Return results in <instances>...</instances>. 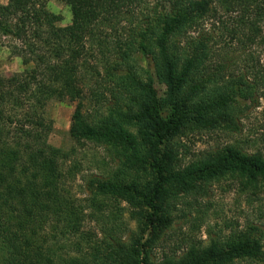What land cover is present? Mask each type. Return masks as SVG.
Returning <instances> with one entry per match:
<instances>
[{
    "label": "trees",
    "instance_id": "16d2710c",
    "mask_svg": "<svg viewBox=\"0 0 264 264\" xmlns=\"http://www.w3.org/2000/svg\"><path fill=\"white\" fill-rule=\"evenodd\" d=\"M49 1L0 4V34L19 41L16 55L33 64L0 79V264L264 262V234L257 227L220 244H193L178 257L158 262L152 256L173 224L174 200L198 204L208 186L228 181L239 197L264 199V136L255 152L229 144L193 158L181 142L239 130L238 118L215 113L234 103L241 116L249 97L264 100V69L253 53L264 44V0H59L71 7L72 23L65 27L48 10ZM209 22L219 26L218 34L206 32ZM108 29L122 34L112 45L102 36ZM235 44L250 52L239 66L214 55ZM148 53L166 88V117L152 75L146 71L143 80L139 74V55ZM65 98L79 103L71 135L106 147L123 168L150 183L91 182L93 199H121L133 208L138 229L127 242L112 236L95 241L70 222L71 204L60 187L64 153L49 145L52 127L44 117L51 100ZM85 103L105 109L103 117L90 120ZM70 234L77 238L76 257L58 245Z\"/></svg>",
    "mask_w": 264,
    "mask_h": 264
},
{
    "label": "rangeland",
    "instance_id": "374dc122",
    "mask_svg": "<svg viewBox=\"0 0 264 264\" xmlns=\"http://www.w3.org/2000/svg\"><path fill=\"white\" fill-rule=\"evenodd\" d=\"M8 3L9 0H0L2 5H8ZM47 8L62 18L59 23L61 27L72 23L71 7L66 3L51 0ZM218 27H214L213 23L209 22L205 29L207 33L218 34ZM228 28L234 29V25L230 22ZM105 33L102 36H107L106 40L110 45L122 36L119 31L113 32L110 29ZM20 45L19 41L0 34V79L22 74L33 67V64L24 65L22 58L16 55L15 48ZM218 50L214 55L220 54L227 62H232L237 66L242 64L245 56L250 53L241 49L237 44L226 50L223 48ZM253 53L260 60L259 68L264 69V44L253 48ZM148 54L150 56L139 55V58L137 57L141 68L139 74L143 80H146V71L152 75L162 114L166 117L170 112L167 105L166 88L157 79L152 54ZM91 64L98 63L92 62ZM101 79L102 76L99 80ZM254 97L248 98V108L241 116L237 115L238 109L234 103L229 104L226 110L215 113L216 117L238 118L239 130L228 134L218 131L196 135L191 139L183 138L181 142L190 149L192 158L206 151L219 150L229 144L238 145L247 152L258 150L259 140L264 136V100L259 99L258 101ZM91 99L96 103L93 98ZM78 104L68 98L62 101L54 99L44 110V117L52 127L48 143L64 153V160L59 162L61 171L65 175L60 187L64 190H62V196L67 197L71 204L69 205L70 222L79 226L81 229L79 234L84 232L91 234L95 241L105 236H112L113 238L120 237L127 242L132 233L138 229V223L131 219L133 208L127 201L121 199H93L91 182L98 179L125 186L134 183L146 186L149 181L140 177L141 175L135 171L123 168L116 154L114 152L112 154L106 147L79 141L71 135L73 114ZM99 108L92 103H85L82 112L90 120H97L102 118L105 112V109ZM174 205L176 209L172 216L173 224L157 241L152 255L154 261L159 262L165 255L181 256L193 244L200 246L213 242L223 243L227 237L234 235V232H249L250 227H257L264 234V199L248 201L239 197L236 188L229 181L208 186L206 197L198 204L193 198L180 197L174 200ZM256 235L260 236L257 232ZM68 236L69 241H60L58 245L64 246L63 251L68 257H76L79 254L75 245L77 238L71 234ZM58 241L59 239L55 240L54 237L51 243L54 245ZM231 264H264V262L242 259Z\"/></svg>",
    "mask_w": 264,
    "mask_h": 264
}]
</instances>
